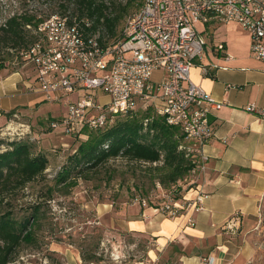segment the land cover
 <instances>
[{"label": "built area", "instance_id": "2783aa9c", "mask_svg": "<svg viewBox=\"0 0 264 264\" xmlns=\"http://www.w3.org/2000/svg\"><path fill=\"white\" fill-rule=\"evenodd\" d=\"M214 21L237 24L250 38L251 55L264 64V0H142L127 18L122 38L106 46L78 22L70 23L67 15H51L39 23L33 29L36 41L17 52L24 66L35 69L26 93L66 105L65 114L51 120L49 128L79 140L87 139L86 129L100 130L118 116L153 107L169 126L181 130L185 143H192L180 149L194 155L195 167L188 180L168 190L159 185L158 202L143 198L139 205L170 217L201 212L207 198L202 181L209 164L205 147L214 136L210 115L225 104L193 83L191 69L205 54V39L197 25ZM84 23L90 27L88 20ZM216 50L232 60L224 43ZM158 71L165 76L153 81ZM71 96L77 99L68 101ZM245 111L264 119V110L254 103ZM14 122L5 126L7 136H13ZM189 223H194L192 217Z\"/></svg>", "mask_w": 264, "mask_h": 264}, {"label": "rangeland", "instance_id": "374dc122", "mask_svg": "<svg viewBox=\"0 0 264 264\" xmlns=\"http://www.w3.org/2000/svg\"><path fill=\"white\" fill-rule=\"evenodd\" d=\"M72 1L0 0V28L13 16L32 15L38 21L51 15H62L64 9L69 7L66 11L68 15L73 11ZM105 1L125 5L129 0ZM136 11L133 10L131 14ZM130 15L124 20L122 29ZM204 28L211 33L215 30L211 24L197 25L201 32ZM224 31L233 38L241 39L242 43L247 37L234 23L222 24L219 32ZM1 47L0 57L4 63L0 72L20 71L24 77L32 74L33 67L24 66L18 59V48H14L13 44H2ZM76 99L77 96H71L67 100ZM22 100L27 103L28 96ZM65 112L66 105L63 103L43 102L36 107L35 113L26 107L20 108L8 114L4 123L0 124V141L6 142L7 137L16 134L27 135V139L35 146L34 151L47 155L49 159L45 174L15 194L11 206L5 209L20 219L27 214L30 205H42L43 218L37 229L36 244L20 246L10 264H182V250L179 246L171 245L167 251L159 252L153 262L148 254L154 246L152 239L134 236L122 228L118 229L116 225V220L127 219L132 209L140 208L138 199L145 198L155 203L159 201V184L152 181L146 165L131 163L124 158L112 159L77 178L74 186L56 184L58 172L79 146V141L74 142L73 138L53 133L49 128L52 120L50 117L58 119ZM16 113L18 118L13 117ZM12 119L15 121L10 129L13 136H7L5 126ZM31 131L41 136V140L32 135ZM46 134L51 135L45 137ZM4 148L0 144V150ZM225 232L224 241L228 249L216 264H264V202L256 217L237 229ZM86 254L95 258L84 262ZM207 264L215 262L212 259Z\"/></svg>", "mask_w": 264, "mask_h": 264}, {"label": "crops", "instance_id": "0c3cea01", "mask_svg": "<svg viewBox=\"0 0 264 264\" xmlns=\"http://www.w3.org/2000/svg\"><path fill=\"white\" fill-rule=\"evenodd\" d=\"M210 24L214 32L202 29L205 54L191 69L193 83L225 104L210 115L214 136L205 147L209 156L208 171L202 179L207 195L205 209L170 217L140 206L132 209L127 219L116 220L118 229L152 239L154 246L148 254L153 262L159 252L174 245L184 252L182 264H207L212 259L218 263L228 249L225 231L256 217L264 202V119L245 111L251 103L264 110V64L251 55L248 35L242 43L226 31L219 32L222 24ZM219 43H224L232 60L216 50ZM164 76L158 71L152 80L160 81ZM34 78L35 69L27 77L20 71L0 72V124L13 111L26 107L35 113L36 107L45 102L41 94L25 91ZM27 96L26 103L22 99Z\"/></svg>", "mask_w": 264, "mask_h": 264}, {"label": "trees", "instance_id": "16d2710c", "mask_svg": "<svg viewBox=\"0 0 264 264\" xmlns=\"http://www.w3.org/2000/svg\"><path fill=\"white\" fill-rule=\"evenodd\" d=\"M141 4L142 0H129L125 5L105 0H73L72 13L67 15L69 7L62 6L65 8L62 15H67L70 23L78 22L86 34L96 35L100 45L106 46L122 38L124 20ZM44 20L37 21L34 16L26 14L8 19L0 28V55L2 44H13L18 48L16 52L31 46L37 39L33 29ZM85 20L90 23L89 28ZM3 61L0 57V68ZM84 134L86 140L73 138L74 142L79 141V146L55 177L57 185L74 186L76 179L86 172L112 159L124 158L131 163L146 165L152 181L168 190L188 180L195 167L194 155L180 149L186 144L181 130L169 126L153 107L118 116L108 127L93 131L86 129ZM6 140L0 141L5 147L0 150V264L13 262L14 253L23 244H36L37 229L43 218L42 205H30L27 214L20 219L5 209L11 206L15 194L43 176L49 167L47 155L36 153L35 146L26 136L7 137ZM88 254L84 255V262L95 258Z\"/></svg>", "mask_w": 264, "mask_h": 264}]
</instances>
